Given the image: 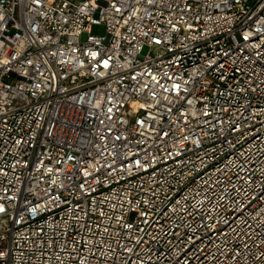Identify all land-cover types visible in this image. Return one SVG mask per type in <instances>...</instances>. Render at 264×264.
<instances>
[{
	"label": "built area",
	"instance_id": "built-area-1",
	"mask_svg": "<svg viewBox=\"0 0 264 264\" xmlns=\"http://www.w3.org/2000/svg\"><path fill=\"white\" fill-rule=\"evenodd\" d=\"M0 264H264V0H0Z\"/></svg>",
	"mask_w": 264,
	"mask_h": 264
},
{
	"label": "rangeland",
	"instance_id": "rangeland-1",
	"mask_svg": "<svg viewBox=\"0 0 264 264\" xmlns=\"http://www.w3.org/2000/svg\"><path fill=\"white\" fill-rule=\"evenodd\" d=\"M91 30H92V33H93V34L104 32L103 26H101V25H95V26H93V27L91 28ZM85 36H86V33H83V34L81 35V39H84ZM146 50H147V47H142V50H141L142 54L145 53Z\"/></svg>",
	"mask_w": 264,
	"mask_h": 264
}]
</instances>
